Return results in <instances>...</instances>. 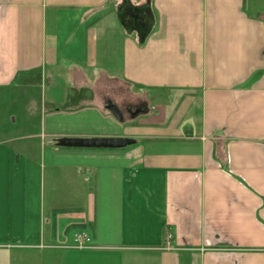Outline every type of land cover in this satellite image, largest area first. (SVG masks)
Segmentation results:
<instances>
[{
    "label": "crops",
    "instance_id": "0c3cea01",
    "mask_svg": "<svg viewBox=\"0 0 264 264\" xmlns=\"http://www.w3.org/2000/svg\"><path fill=\"white\" fill-rule=\"evenodd\" d=\"M48 84L50 116L113 104L142 128L72 136L145 148L52 182L62 137L0 140V264H264V0H0V89Z\"/></svg>",
    "mask_w": 264,
    "mask_h": 264
},
{
    "label": "rangeland",
    "instance_id": "374dc122",
    "mask_svg": "<svg viewBox=\"0 0 264 264\" xmlns=\"http://www.w3.org/2000/svg\"><path fill=\"white\" fill-rule=\"evenodd\" d=\"M58 89H60L59 84L56 88L48 84L47 86H34L31 88L12 87L0 89V140L26 136L37 137V135H39V141L48 142L53 140L52 136L54 135H59V137L80 138V136L72 135L90 133L96 135L122 132L135 133L137 130L139 131L142 129L137 121L123 123L114 114H112L109 119H105L102 114H98L95 110L94 113L86 114L85 116H50L46 109H50V98L54 95V91ZM57 95L59 97L60 93ZM70 100L72 101V105H75L78 98L77 96H70ZM123 113V120H125V117L130 118L136 116L135 110L132 113H127V111L124 110ZM101 137L110 136L81 138ZM57 140L54 139V145H48L46 148V160L47 162L51 161L49 165L50 168L46 169L50 177L47 178V180L50 179L52 182L61 181L60 179L62 176L60 167L67 163L69 165H75L77 162H83L86 167L91 168H112V165L119 168L123 163L132 162V160H136L137 163H139L141 161V154L145 148V143L138 139L137 143L124 149H82L98 151H95V153L91 155L77 157L65 155V152H67L66 150L69 148L56 147ZM56 149H60V151L55 152ZM123 153L126 155H123ZM91 185L92 184H88L87 187ZM74 231L77 233L81 230L72 228H68L67 230L68 233Z\"/></svg>",
    "mask_w": 264,
    "mask_h": 264
},
{
    "label": "water",
    "instance_id": "95a60500",
    "mask_svg": "<svg viewBox=\"0 0 264 264\" xmlns=\"http://www.w3.org/2000/svg\"><path fill=\"white\" fill-rule=\"evenodd\" d=\"M113 114L123 120V115L117 107L110 106ZM136 140L127 137H101V138H77V137H62L57 140V146L71 149H107L116 150L124 149L134 145Z\"/></svg>",
    "mask_w": 264,
    "mask_h": 264
},
{
    "label": "flooded vegetation",
    "instance_id": "af4514ba",
    "mask_svg": "<svg viewBox=\"0 0 264 264\" xmlns=\"http://www.w3.org/2000/svg\"><path fill=\"white\" fill-rule=\"evenodd\" d=\"M123 18L124 24L126 26L138 29L140 31V34H143V31H145L148 25L150 24L149 19L144 17V11H141L139 9H127L123 15ZM111 105L114 106L113 104H110V106Z\"/></svg>",
    "mask_w": 264,
    "mask_h": 264
},
{
    "label": "built area",
    "instance_id": "2783aa9c",
    "mask_svg": "<svg viewBox=\"0 0 264 264\" xmlns=\"http://www.w3.org/2000/svg\"><path fill=\"white\" fill-rule=\"evenodd\" d=\"M92 236L86 230H81L74 234L72 240V248L75 249H91L93 248Z\"/></svg>",
    "mask_w": 264,
    "mask_h": 264
}]
</instances>
